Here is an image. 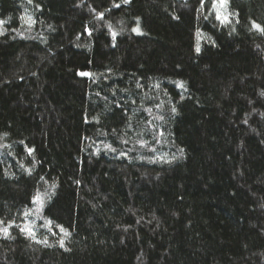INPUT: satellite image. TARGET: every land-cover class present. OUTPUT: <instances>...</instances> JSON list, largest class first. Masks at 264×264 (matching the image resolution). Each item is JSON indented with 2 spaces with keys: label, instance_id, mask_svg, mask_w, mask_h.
I'll use <instances>...</instances> for the list:
<instances>
[{
  "label": "trees",
  "instance_id": "obj_1",
  "mask_svg": "<svg viewBox=\"0 0 264 264\" xmlns=\"http://www.w3.org/2000/svg\"><path fill=\"white\" fill-rule=\"evenodd\" d=\"M0 21V264H264V0Z\"/></svg>",
  "mask_w": 264,
  "mask_h": 264
},
{
  "label": "snow or ice",
  "instance_id": "obj_2",
  "mask_svg": "<svg viewBox=\"0 0 264 264\" xmlns=\"http://www.w3.org/2000/svg\"><path fill=\"white\" fill-rule=\"evenodd\" d=\"M128 0H125V3H127ZM225 2L226 0H220V6L224 7L225 6ZM116 7H119V5H116ZM219 19V16L217 17ZM225 20H227V17H224ZM3 21H0V24H2ZM254 28H256L257 30L264 32V28H261L259 25H253ZM134 31H138V29H134ZM197 52H199V48H197ZM82 75H88L87 73H82ZM31 152V150H29ZM37 199L39 200V197H37ZM61 247H63V242L61 241Z\"/></svg>",
  "mask_w": 264,
  "mask_h": 264
}]
</instances>
